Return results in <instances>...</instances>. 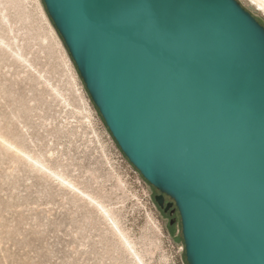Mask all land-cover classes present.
<instances>
[{
    "label": "water",
    "instance_id": "95a60500",
    "mask_svg": "<svg viewBox=\"0 0 264 264\" xmlns=\"http://www.w3.org/2000/svg\"><path fill=\"white\" fill-rule=\"evenodd\" d=\"M43 1L119 147L178 208L187 262L264 264V25L239 0Z\"/></svg>",
    "mask_w": 264,
    "mask_h": 264
},
{
    "label": "rangeland",
    "instance_id": "374dc122",
    "mask_svg": "<svg viewBox=\"0 0 264 264\" xmlns=\"http://www.w3.org/2000/svg\"><path fill=\"white\" fill-rule=\"evenodd\" d=\"M159 193L107 127L44 1L0 0V264H189Z\"/></svg>",
    "mask_w": 264,
    "mask_h": 264
},
{
    "label": "flooded vegetation",
    "instance_id": "af4514ba",
    "mask_svg": "<svg viewBox=\"0 0 264 264\" xmlns=\"http://www.w3.org/2000/svg\"><path fill=\"white\" fill-rule=\"evenodd\" d=\"M168 202L169 201L165 197V204H167ZM162 212L164 213V215H166L168 217L170 216V218L175 217L176 214H177V216L180 217V213H179L178 208L176 207L175 204L168 211H165L164 209H162Z\"/></svg>",
    "mask_w": 264,
    "mask_h": 264
},
{
    "label": "bare ground",
    "instance_id": "6f19581e",
    "mask_svg": "<svg viewBox=\"0 0 264 264\" xmlns=\"http://www.w3.org/2000/svg\"><path fill=\"white\" fill-rule=\"evenodd\" d=\"M250 1V0H249ZM253 4L257 6L259 10L264 13V0H251ZM44 165V164H43ZM105 208V207H104Z\"/></svg>",
    "mask_w": 264,
    "mask_h": 264
},
{
    "label": "trees",
    "instance_id": "16d2710c",
    "mask_svg": "<svg viewBox=\"0 0 264 264\" xmlns=\"http://www.w3.org/2000/svg\"><path fill=\"white\" fill-rule=\"evenodd\" d=\"M54 24V23H53ZM55 26V25H54ZM56 28V27H55ZM61 36V35H60ZM62 38V37H61ZM63 40V39H62ZM64 42V41H63ZM65 44V43H64ZM66 46V45H65Z\"/></svg>",
    "mask_w": 264,
    "mask_h": 264
}]
</instances>
